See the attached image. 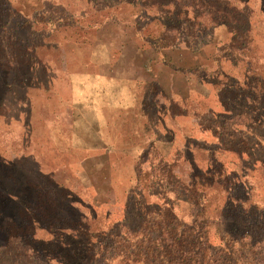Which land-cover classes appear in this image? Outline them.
Masks as SVG:
<instances>
[{
    "label": "rangeland",
    "instance_id": "1",
    "mask_svg": "<svg viewBox=\"0 0 264 264\" xmlns=\"http://www.w3.org/2000/svg\"><path fill=\"white\" fill-rule=\"evenodd\" d=\"M249 1L254 19L249 22L244 51L230 54L231 44L244 41L234 38L237 24L228 22L231 18L219 21L209 38V17L197 6L202 33L181 17L175 24L180 30L169 31L175 28L167 18L187 9L194 0H178L168 6L162 2L158 9L149 8L155 0H0L2 8L15 11L8 14V35L11 42L18 41L10 48L17 58L14 68L0 58V69L8 73L4 82L11 86L0 99L2 158L12 161L21 178H29L25 168L30 166L23 157L31 156L45 174L55 173L60 182L70 184L73 197L91 204L100 216L109 209V221L120 219V210L127 203L122 194L137 181V189L148 201H158L157 195L170 199L183 222L189 224L201 207L207 216L216 218L224 194L206 191L203 197L199 192L197 206H193L189 192L180 187L189 169L183 161H194L201 168L196 174L203 171V142L215 138L211 131L203 132V113L208 108L227 109L218 134L226 148L240 145L232 138L230 118L239 122L243 118L236 115L242 112L255 121L264 118V10L258 0ZM229 4L231 17L236 14L234 6L242 8L240 0ZM224 6L220 4V8ZM0 16L5 17L2 12ZM238 18L248 27L246 15ZM219 48L223 51L218 54ZM203 76L209 81L203 82ZM225 80L238 86L220 93ZM213 82L220 85L215 88ZM255 93L263 98L257 106L240 101L243 95L251 103ZM256 131L264 135L262 128ZM186 140L196 146L194 156L185 148ZM152 148L160 159L154 158L158 165L151 170L148 157L138 171L136 160L146 157ZM221 158L231 171L235 157L225 152ZM172 163V181L161 183L157 171L161 169L167 178ZM252 181L264 189L262 170H255ZM80 182L92 187L78 191L83 186ZM249 188L241 183L233 193L244 197ZM58 189L54 195L44 191L46 199L62 194ZM99 221L103 226V218ZM106 245L113 254L127 247L122 242L113 245L112 240ZM89 256L88 264H102L89 261ZM110 264H121L120 259Z\"/></svg>",
    "mask_w": 264,
    "mask_h": 264
},
{
    "label": "trees",
    "instance_id": "2",
    "mask_svg": "<svg viewBox=\"0 0 264 264\" xmlns=\"http://www.w3.org/2000/svg\"><path fill=\"white\" fill-rule=\"evenodd\" d=\"M177 1L155 0L150 3L149 8L158 9L163 6L162 2H166L164 5L168 6L170 2ZM229 1L207 0L205 2L208 4L205 5L204 0H194L191 3L193 5L167 18V22L175 28H170L169 31L180 30L175 24L179 23L181 17L192 21L197 32L202 33L203 25L197 21L196 7L199 6L209 17L208 26L211 27L206 29L209 38L219 21L231 18L228 22L237 24L234 38L244 41L240 45L231 44L228 52L232 54L234 51H244L249 22L254 19L252 4L249 0H240L242 8L234 6L232 9L236 14L231 17ZM258 1L260 8L264 10V0ZM221 3L225 5L223 8H220ZM0 12L5 16H0V58L14 68L17 58L10 48L18 41L11 42L7 19L8 14L15 11L7 6L2 8L0 4ZM239 14L246 15L248 27L242 25L245 16L241 19L238 18ZM222 49H217V53H221ZM262 64L263 60H260L258 65ZM206 70L203 67V72ZM7 74L0 69V99L11 91V86L4 82ZM256 76L258 75L255 73ZM204 80L209 81V78L203 76V82ZM219 85L220 83L213 82L211 86L217 88ZM232 85L225 80L218 92L238 86ZM259 96L256 97L255 93L250 103L241 95L240 101L245 100L247 104L257 106L263 99ZM17 103L20 104V101ZM225 110V107L218 110L208 108L203 113V132L211 131L210 134L215 138L214 141L203 142L206 158L203 159V171L199 174L195 171L201 168L194 161L184 159L183 163L189 169L185 173L186 181L180 186L181 191L189 192L193 206H197V195L200 196L203 192L204 197L206 191H221L225 201L216 218L207 216L201 207L193 211V220L189 224L175 213L170 199L157 195L154 197L158 201H148V197L137 189L138 181L134 187L125 190V196L122 194L127 203L124 210H120V219L109 221V209L100 216L91 204L73 197L74 193L70 191L74 190L70 189V184L60 182L55 173L45 174L31 156L23 157L24 163L30 166L25 168L30 171V180L16 174L12 161H5L0 154V264H88L86 256L89 254V261L96 259L102 264H110L114 259H120L121 264H264V193L258 192L264 189L252 181L256 169L262 170L264 176V135L256 131V128H262L264 133V118L261 121L252 120L247 112L237 113L236 116L243 118L239 122H232L233 119L230 118L235 133V137H231L240 145L237 148H226L220 141L221 135H218L220 127L224 125L221 120ZM191 143L193 144L192 141ZM184 144L194 156L196 146L191 145L188 140ZM153 150L154 148L148 151L146 157L142 155L136 160L138 171H141L140 166L148 157L151 158V170L158 165L154 158L160 159L154 156ZM225 152L235 157L229 172L221 158V153ZM259 152L261 156L258 155ZM174 165L169 164L165 179V173L161 169L157 171L161 183L165 180L170 184V168ZM241 183L250 187L247 196L239 197L233 193L234 188ZM78 184L83 185L81 182ZM85 186L86 184L80 186L78 191H82V188L84 190ZM58 187L62 194L46 199L44 191L54 195V189ZM164 190L171 191L168 188ZM99 217L103 218V226L99 224ZM132 222L135 225H131ZM41 232L48 235V238L41 235ZM211 233L217 238V243L211 240ZM111 240L113 245L122 242L127 247L113 254L109 251L111 246L106 245V241Z\"/></svg>",
    "mask_w": 264,
    "mask_h": 264
},
{
    "label": "crops",
    "instance_id": "3",
    "mask_svg": "<svg viewBox=\"0 0 264 264\" xmlns=\"http://www.w3.org/2000/svg\"><path fill=\"white\" fill-rule=\"evenodd\" d=\"M86 187L89 188V187H92V186H88V185H86ZM95 191H98V189H96Z\"/></svg>",
    "mask_w": 264,
    "mask_h": 264
}]
</instances>
